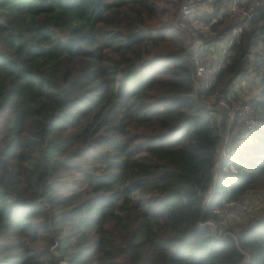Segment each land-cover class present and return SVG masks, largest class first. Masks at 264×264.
Masks as SVG:
<instances>
[{
    "label": "trees",
    "instance_id": "trees-1",
    "mask_svg": "<svg viewBox=\"0 0 264 264\" xmlns=\"http://www.w3.org/2000/svg\"><path fill=\"white\" fill-rule=\"evenodd\" d=\"M183 1L0 0V264H264V211L209 222L264 191V0H207L187 27Z\"/></svg>",
    "mask_w": 264,
    "mask_h": 264
},
{
    "label": "built area",
    "instance_id": "built-area-1",
    "mask_svg": "<svg viewBox=\"0 0 264 264\" xmlns=\"http://www.w3.org/2000/svg\"><path fill=\"white\" fill-rule=\"evenodd\" d=\"M247 0H225V7L227 8V11L235 16H245L249 15L248 11L244 8V3H246ZM204 2H206V5L209 6V3L207 0L202 1V4L198 3H192L189 0H184L181 5L180 15L178 18V25L182 27H187L189 25H197V15L198 10L204 8ZM203 6V7H201ZM207 6V7H208ZM201 7V8H199ZM190 41V40H189ZM230 43V41H227V46ZM203 46V42L200 39H197L195 43H192L189 47H196V46ZM227 48V47H226ZM226 48L224 49V53L226 51ZM223 53V54H224ZM215 56L213 55V51L207 55H204L201 59L197 61V74L200 76L208 77L212 74V72L216 69L217 61H215ZM219 59L220 58H216ZM222 104L226 105L227 107H230L229 104L225 101H221ZM235 112H232L235 114L236 120L239 125L242 127V132L238 138L237 145H242L245 141V139L249 135V131L251 128H253L257 122V119L252 111L251 105L246 102H242L238 104L236 107ZM230 133L226 132L223 137V154L226 156V146L230 142ZM258 205H256L251 199L248 197H245L243 199L239 200H232L224 203L222 206L217 207L216 211L218 213L223 214L224 220V213L230 214V217L242 212V211H257ZM214 220H210L209 222L212 224ZM215 222V221H214ZM58 264H68L67 259H59Z\"/></svg>",
    "mask_w": 264,
    "mask_h": 264
},
{
    "label": "rangeland",
    "instance_id": "rangeland-1",
    "mask_svg": "<svg viewBox=\"0 0 264 264\" xmlns=\"http://www.w3.org/2000/svg\"><path fill=\"white\" fill-rule=\"evenodd\" d=\"M204 4V8H206L208 5H206V2L203 3ZM203 7V6H201ZM203 8V9H204ZM201 24H198V26ZM224 42L220 43V50H224L227 46V41L223 40ZM219 45V44H218ZM219 48V46H218ZM213 55L216 58H221L218 56V54L216 52H213ZM217 55V56H216ZM242 83V84H241ZM259 84L257 83L256 79L252 80V79H248V80H243L241 82H239V84L235 85V93L237 94H241L240 98H237V101L234 103L236 106L240 103H242V101L244 99H247L250 96L255 95L257 92H259ZM258 90V91H257ZM249 199H251L256 205H258V209L257 211H242L239 212L233 216L230 217V214L228 213H224V220L222 222V224H218V222H214L212 223L213 227L218 231V227L220 228L219 230L221 232H227L228 230L230 231H234L235 233H237L238 231H240L241 229L245 228L247 225L246 223L256 217L258 214L262 213L264 211V191L262 189H258V190H254V191H249L248 196ZM252 212H255L256 214H252L250 215ZM236 218L238 219L236 221ZM244 222V224H242ZM244 225V226H243ZM218 233H220L218 231Z\"/></svg>",
    "mask_w": 264,
    "mask_h": 264
},
{
    "label": "crops",
    "instance_id": "crops-1",
    "mask_svg": "<svg viewBox=\"0 0 264 264\" xmlns=\"http://www.w3.org/2000/svg\"><path fill=\"white\" fill-rule=\"evenodd\" d=\"M227 41V40H226ZM221 42H224L223 40L221 41ZM221 42H216L215 44H212L211 46H210V49H211V52L213 51V52H216L217 54H218V56L219 57H221V58H223V51L224 50H220V43ZM219 44V45H218ZM218 46H219V48H218ZM227 47V46H226ZM217 56V55H216ZM242 84V83H241ZM231 146H234L233 144H231V143H229V144H227V146H226V151H227V153H229V150H230V147ZM222 149H223V139H222V142L220 143V147H219V158H218V163L220 162V161H222L223 159H224V157H225V155L223 154V151H222ZM238 219L236 218V221H237ZM222 222H223V220H222Z\"/></svg>",
    "mask_w": 264,
    "mask_h": 264
}]
</instances>
